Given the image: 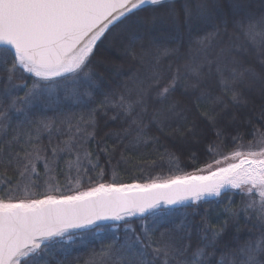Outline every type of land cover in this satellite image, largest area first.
<instances>
[{
  "label": "snow or ice",
  "instance_id": "1",
  "mask_svg": "<svg viewBox=\"0 0 264 264\" xmlns=\"http://www.w3.org/2000/svg\"><path fill=\"white\" fill-rule=\"evenodd\" d=\"M105 41H116L114 55L131 64L118 73L126 79L69 125L74 132L67 140L53 145V125L65 121L34 118V108L65 97L94 102L110 71V60L96 59ZM25 74L31 86L17 83ZM257 89L264 95V0H0V131L11 128L17 114L23 117L11 139L0 140V264H52L56 246L67 257L77 237L112 227L110 241L92 250L87 264H264V133L259 129L246 146L240 136L232 138L234 148L223 161L235 162L215 169L209 163L207 175L146 183L99 182L104 175L99 155L85 147L97 135L101 114L124 120V132L135 131L137 143L156 139L148 136L149 125L197 139L204 130L187 113L205 105L207 111L194 115L215 126L227 112L226 98L238 104ZM41 129L50 132L47 146ZM224 134L217 131L220 143L210 144L209 153L221 148ZM178 159L170 154L177 167ZM61 163L69 184L75 176L78 186L81 180L91 186L54 194L49 181H55ZM38 165L47 176V190L40 193L30 190L41 186ZM230 189L249 196L245 210L257 213L258 229L249 239H225L223 228L205 218L194 224L188 212L165 226L176 206L187 208L188 202L199 204ZM257 192L259 203L251 200ZM136 217L139 230L131 226Z\"/></svg>",
  "mask_w": 264,
  "mask_h": 264
},
{
  "label": "trees",
  "instance_id": "2",
  "mask_svg": "<svg viewBox=\"0 0 264 264\" xmlns=\"http://www.w3.org/2000/svg\"><path fill=\"white\" fill-rule=\"evenodd\" d=\"M117 42L109 43L105 41L98 45V52L96 59H108L111 61L109 67L110 71L105 73V80L100 84V88L94 94V102L89 103L88 99L84 102H77L65 97L63 100H58L52 106L40 105L34 108L35 117L49 118L52 120L65 121L63 124H55L53 128L55 131L51 132L52 144L67 140L69 135L74 132L70 130L69 125L75 124L81 114H85L90 108L98 105L99 101L103 99L104 93L116 88L119 83L126 79L125 76L118 73H124L131 67L129 62L117 58L114 55L116 51ZM18 84L31 86L32 78L25 74L24 80L17 81ZM25 89L20 88L18 94L23 96ZM228 103L227 112H222L218 117V122L213 126L207 122L203 117L197 118L194 113L207 111V106L201 105L199 109H193L192 113H187L188 120L196 119L200 129L204 130L202 137L197 139L187 138L182 139L171 134V130L164 128L162 131L153 125H149L148 136L156 139H148L147 143L136 142V132L129 129L128 133L124 129L128 125L122 119L112 120L101 115L97 116V135L95 139H87L85 147L92 152L93 157L99 155L100 165L103 167L104 175L99 182L104 183H146L151 180H163L173 175H183L200 169L214 160L228 155L234 148L233 137L240 136L243 144L246 146L249 141L253 139L252 133L259 129L264 133V95L260 91L254 90L246 93L238 104L231 102L230 97L226 98ZM219 111V109H217ZM113 113L110 111L108 116ZM232 115L237 119L232 120ZM19 117V118H17ZM23 117L17 114L13 117L12 126L6 132L0 131V140L4 138L11 139L13 129L21 124ZM184 123V121H180ZM179 126V125H177ZM190 126V125H189ZM217 131L224 132L223 142L221 148L216 153H209L208 147L213 142L220 143L217 139ZM119 133L120 135H114ZM41 141L45 146L49 144L50 132L41 129L39 132ZM107 149V152L101 151ZM50 152V149H49ZM178 157V167L175 161L170 163V154ZM65 159L69 157L65 156ZM74 159V157H71ZM110 160V163H109ZM64 164L61 163L56 170L55 181H49L52 184L54 194L68 192L69 189L73 191L85 190L91 186L85 181L81 180L80 185H77V179L72 177V183L69 184L64 173L60 171ZM41 173L39 181L40 187H33L30 190L40 193L47 190V176L44 175V169L38 165ZM94 175V173H89ZM9 176H14L10 170ZM3 177L0 176V182ZM15 179L13 180V183ZM96 180L94 179L93 183ZM59 188L56 193L55 189ZM23 195V191L19 193ZM251 200L259 203L258 197L251 196ZM249 202V196L242 195L237 191H226L221 197L207 198L199 204H192L188 202L189 207L184 208L176 206L177 210L169 214L165 218V226H170L172 223H179L183 218L182 213H190V219L194 224H199L202 218H205L208 223L217 228L224 229V238L230 239L233 236L240 238L241 242L250 238L251 234L257 232L258 216L254 209L245 210V204ZM233 212L236 213L233 216ZM110 222L109 224H111ZM141 221L139 217L133 218L131 226L139 230ZM254 225L256 227H254ZM116 232L114 227L103 228L95 232V234L86 233L77 237L70 245V254L66 257L64 250L56 246L52 258V264L56 261H63L67 259L70 264H87L92 250L99 251L103 244L110 241L112 235ZM122 234V232H121Z\"/></svg>",
  "mask_w": 264,
  "mask_h": 264
},
{
  "label": "rangeland",
  "instance_id": "3",
  "mask_svg": "<svg viewBox=\"0 0 264 264\" xmlns=\"http://www.w3.org/2000/svg\"><path fill=\"white\" fill-rule=\"evenodd\" d=\"M245 150H246V148H245ZM228 155H230V154H228ZM220 160L222 161V163L220 165H216L214 162L212 163L213 164V169H215L217 167L226 166V164H228V163L235 162L233 159H229L228 161L225 162V161H223V157L220 158ZM200 169H203V171H199L198 172L197 170H195V171H192V172L187 173V174H190V175H207L209 173V171L212 170V169H208L206 166H203ZM227 191H237V192H240V190H232V189L227 190ZM254 195L257 196L258 197V200L260 201V196H259L258 192L256 194H254Z\"/></svg>",
  "mask_w": 264,
  "mask_h": 264
},
{
  "label": "water",
  "instance_id": "4",
  "mask_svg": "<svg viewBox=\"0 0 264 264\" xmlns=\"http://www.w3.org/2000/svg\"><path fill=\"white\" fill-rule=\"evenodd\" d=\"M209 198H211V197H209ZM108 223H110V222H108Z\"/></svg>",
  "mask_w": 264,
  "mask_h": 264
}]
</instances>
